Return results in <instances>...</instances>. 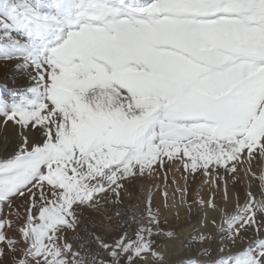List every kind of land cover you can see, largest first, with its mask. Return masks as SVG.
<instances>
[{"label":"snow or ice","instance_id":"6c2138e0","mask_svg":"<svg viewBox=\"0 0 264 264\" xmlns=\"http://www.w3.org/2000/svg\"><path fill=\"white\" fill-rule=\"evenodd\" d=\"M0 60L32 70L0 100V264H167L168 191L154 207L144 182L177 184L173 166L185 185L251 180L194 201L216 213L194 264H264V0H0ZM133 190L144 208L87 231Z\"/></svg>","mask_w":264,"mask_h":264},{"label":"rangeland","instance_id":"374dc122","mask_svg":"<svg viewBox=\"0 0 264 264\" xmlns=\"http://www.w3.org/2000/svg\"><path fill=\"white\" fill-rule=\"evenodd\" d=\"M41 2H46V0H41ZM20 70V71H19ZM32 71L27 66L18 67L15 62H5L0 60V100H5L11 102L14 95L21 94L26 86L31 83L29 78V72ZM7 136L9 140L13 138V130L8 129L7 134L4 133L2 127H0V138ZM11 149H9L10 151ZM4 155L3 151H0V157ZM175 171V166L168 172L169 182L174 178L177 184H168L166 186L163 180L164 171L161 170L159 176L156 178L155 182L150 184L154 187V190H158L159 193L163 191H168V210L170 214L161 215L160 219L164 228L162 231L168 236L167 240L155 239V250L161 253V250L165 249L169 243H177L182 235L188 234V237L183 242V252L177 255H165L168 257L167 264H182L183 261H187V264H194L192 253L186 250V245L190 238L196 237L199 232H215V226L211 224V219L216 216V213L208 210L207 208L199 207L194 201L199 198L208 200L211 196H215L216 202L221 203L224 196L225 190L227 193L235 198L237 192L243 195L246 186L251 183L248 176L245 175L243 169L239 174V182L236 186H233L230 177L225 176V180H222L219 185V189L215 185L208 182V178L202 174H197L194 178H189L187 185H185V180L182 177L181 172H176L175 176H172V172ZM151 180V178H149ZM227 181V183H225ZM144 184H149L147 181ZM140 182L137 184V189H139ZM187 186V203L181 202L180 193L174 194V189L177 187ZM139 191L133 190L131 192L122 193V197L128 195L129 193ZM153 192V191H152ZM163 199V197L161 196ZM18 202V201H17ZM153 206L157 207L158 198L155 196L153 200ZM2 208L3 214H7L9 209L6 206H0ZM195 229V231H194ZM171 233V235H168ZM162 254V253H161Z\"/></svg>","mask_w":264,"mask_h":264},{"label":"built area","instance_id":"2783aa9c","mask_svg":"<svg viewBox=\"0 0 264 264\" xmlns=\"http://www.w3.org/2000/svg\"><path fill=\"white\" fill-rule=\"evenodd\" d=\"M147 192L136 191L129 193L124 199L122 204H114L109 202L105 204L101 201L98 211L92 213L91 218L87 219L85 223L87 224V231L97 232L104 234L113 231L117 225H120L123 217H116L115 213L117 211L130 212L135 209L136 206L139 208H144L147 203ZM168 236L162 231L159 236L155 239L166 240Z\"/></svg>","mask_w":264,"mask_h":264},{"label":"bare ground","instance_id":"6f19581e","mask_svg":"<svg viewBox=\"0 0 264 264\" xmlns=\"http://www.w3.org/2000/svg\"><path fill=\"white\" fill-rule=\"evenodd\" d=\"M146 185H148V187L150 188L151 193L154 194L158 198V205L159 206L162 205L163 204V199L161 198V195L158 194L159 193L158 190H154V187L152 185H150V184H146ZM140 191H143V190H140ZM143 192H145V191H143ZM168 209H169L168 207H167V209H163L162 208L161 209V212H162L161 215H165V214L169 215L170 211ZM187 237H188V234L182 235L177 243H173V242L169 243L168 246L165 249L161 250V253L165 254V255H170V256L171 255L172 256L173 255H177L179 253L181 254L183 252L182 251L183 250V242H184V240L187 239ZM166 240H167V238H166Z\"/></svg>","mask_w":264,"mask_h":264},{"label":"crops","instance_id":"0c3cea01","mask_svg":"<svg viewBox=\"0 0 264 264\" xmlns=\"http://www.w3.org/2000/svg\"><path fill=\"white\" fill-rule=\"evenodd\" d=\"M139 189H140V186H139ZM135 192H136V191H135ZM126 196H127V195H126ZM126 196H124L123 199H124Z\"/></svg>","mask_w":264,"mask_h":264}]
</instances>
